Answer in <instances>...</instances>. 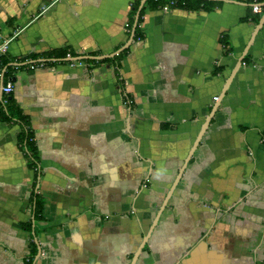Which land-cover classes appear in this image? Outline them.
<instances>
[{
	"label": "crops",
	"instance_id": "1",
	"mask_svg": "<svg viewBox=\"0 0 264 264\" xmlns=\"http://www.w3.org/2000/svg\"><path fill=\"white\" fill-rule=\"evenodd\" d=\"M217 1L0 0V264H264V0Z\"/></svg>",
	"mask_w": 264,
	"mask_h": 264
},
{
	"label": "trees",
	"instance_id": "2",
	"mask_svg": "<svg viewBox=\"0 0 264 264\" xmlns=\"http://www.w3.org/2000/svg\"><path fill=\"white\" fill-rule=\"evenodd\" d=\"M141 0H134L132 4V15H136L139 4ZM262 2V0H247V3L254 4ZM146 6L156 9V8H163L164 6H169V8H181L188 11L198 10V9H205L207 11L212 10L217 5L220 4L217 0H146ZM143 9L139 13V17L137 20V24L134 29V38L140 39L141 35L139 32V24L142 18ZM130 27L133 25L129 24ZM221 44L224 48L227 49V41L221 38ZM228 51V50H227ZM68 52L60 51V52H53L46 55H43L45 65H52L57 62H64L66 60V56ZM125 53H120L119 55L106 59L105 62L112 63L114 61H118L122 58V55ZM70 57L76 58L78 57L75 54L70 53ZM9 63L8 59L6 58L5 54L2 55L0 59V68L7 66ZM3 108H0V118L3 120H13L19 123L21 130L18 134V144L22 148L25 158L27 160V164L29 168L35 169L38 161V155L35 143L33 141V134L30 131V125L28 119L22 115L21 110L15 105L14 100L11 97H4L3 100ZM37 209H40V205H36ZM34 251V249H33Z\"/></svg>",
	"mask_w": 264,
	"mask_h": 264
},
{
	"label": "built area",
	"instance_id": "3",
	"mask_svg": "<svg viewBox=\"0 0 264 264\" xmlns=\"http://www.w3.org/2000/svg\"><path fill=\"white\" fill-rule=\"evenodd\" d=\"M167 8H169V6H164V7H163V9H165V10H166ZM259 10H260V8H259L257 5H254V6L252 7V11H253L254 13H258ZM10 41H11V39H9V40H5V41L0 45V59H1L2 55H4V54L6 53ZM66 58H67V60L73 61V60L71 59L72 57H70V55H67ZM44 66H45V63H44L43 61H37V62L31 63V64L29 65V67H30L31 69H34V68H43ZM12 91H13V86H12V84H11L10 82H8V83H6V84H3V85L0 84V94L2 95V97H3V96H9V95L12 93ZM215 99H216V98H215Z\"/></svg>",
	"mask_w": 264,
	"mask_h": 264
},
{
	"label": "water",
	"instance_id": "4",
	"mask_svg": "<svg viewBox=\"0 0 264 264\" xmlns=\"http://www.w3.org/2000/svg\"><path fill=\"white\" fill-rule=\"evenodd\" d=\"M144 3V2H143ZM138 15H139V12H138V14H137V18H138ZM124 49V48H123ZM120 51H122V50H120ZM119 51V52H120ZM118 54V52L115 54V55H117ZM115 55H112V56H106V58H108V57H114ZM73 61H78V60H82V59H84V58H71ZM1 85H3V82H1ZM0 97L2 98V95L0 94Z\"/></svg>",
	"mask_w": 264,
	"mask_h": 264
}]
</instances>
